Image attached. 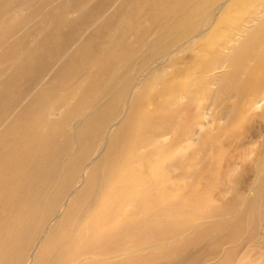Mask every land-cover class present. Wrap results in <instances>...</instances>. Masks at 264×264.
Listing matches in <instances>:
<instances>
[{
	"label": "rangeland",
	"instance_id": "rangeland-1",
	"mask_svg": "<svg viewBox=\"0 0 264 264\" xmlns=\"http://www.w3.org/2000/svg\"><path fill=\"white\" fill-rule=\"evenodd\" d=\"M31 1L25 5L22 0H0V21L5 31L0 40V95H12L13 99L21 92L17 102L20 103L21 97L30 96L29 75L32 74L31 80L37 76L44 86L40 87L39 94L31 93L29 100L37 104V94L39 97L44 91L48 96L31 109L30 120H23V126L13 119L15 103L7 107L6 115H12L9 125L18 126L9 136L4 130L0 131V158L3 154L26 149L24 143H19L32 135L30 124L34 117L38 125L57 123L54 132L63 143L66 131L80 133V123L90 118L92 127L90 125L91 129L86 131L87 137H93H90V147L83 142L73 148L72 152H78L73 153L74 161L66 162L68 167H48L49 174L58 172L60 175L59 184L71 186L63 170L68 168L70 175H75V166L85 155L96 162L92 169L98 167L99 160L109 155L104 136L100 135L102 130L109 122L118 120L120 122L116 121L110 134L128 140L130 125L123 120L130 115L131 107L137 105L138 112H150L153 118L175 119L183 145L180 149L169 148L176 140L179 142L177 136L170 134L165 154L153 157L148 166L140 167L141 174L166 177L176 197L208 196L214 207L229 202L233 198V188L238 187L243 193L255 183L264 164V102L253 107L246 100L264 91V66L255 60L250 68L235 73L226 59L227 55L232 58L234 53L232 49V52L227 50L229 45L238 44L230 41L233 33L237 39L246 37V33H239L236 27L242 22L244 25L247 17H253L248 6L238 3L216 22H211L207 10L202 9L199 13H190V20L171 30L156 24L151 6L142 8L140 16L136 17L135 0ZM172 17L179 21L181 11ZM170 51L173 54L169 57ZM14 52L21 56L20 62L27 60L29 63L28 74L12 86L3 85L2 81L14 76L13 67L4 62L5 57ZM48 53H52L51 56L48 57ZM219 64H224V69L213 72L221 66ZM255 70L254 76L251 73ZM224 84L230 86V90L221 93ZM82 86L84 90L79 92ZM242 89L246 91L240 97ZM0 102L1 108V99ZM72 108L74 115L69 116ZM6 115L0 112V117ZM258 180L254 184L256 187L262 184L264 176ZM223 188L227 193L222 198L218 194ZM53 189V196L61 192ZM90 195V199L95 196L91 184ZM252 195L253 192L250 197ZM64 198H55L57 207ZM40 203L46 201L34 199L31 202L32 206ZM6 204L19 208L12 202ZM6 216L4 212L0 219ZM77 216L72 215V218ZM109 234L110 239L117 241L115 232ZM260 255L252 259L254 264L259 263L263 256ZM200 256H204L203 252ZM67 263L68 258L59 264ZM259 264H264V259Z\"/></svg>",
	"mask_w": 264,
	"mask_h": 264
},
{
	"label": "bare ground",
	"instance_id": "bare-ground-1",
	"mask_svg": "<svg viewBox=\"0 0 264 264\" xmlns=\"http://www.w3.org/2000/svg\"><path fill=\"white\" fill-rule=\"evenodd\" d=\"M31 2L22 0L25 5ZM238 3L248 6L253 16L244 19V25L243 22L237 24V31L246 33L245 39L244 36L237 39L233 33L230 41L238 44L227 48L234 53L232 58L226 53V59L231 62L235 73H240L250 68L255 60L264 66V1L135 0L133 4L136 17L140 16L142 8L151 6L157 25L176 30L190 20V13L196 14L205 9L210 21L216 22ZM178 11H181V17L176 22L172 15ZM161 13L164 14L160 16ZM2 26L0 21V40L5 32ZM172 54L170 51L167 56ZM20 57L17 52L5 57L4 62L13 67L15 73L12 78L2 81L3 85L12 86L28 74L29 63L27 60L20 62ZM1 69L5 71L2 65ZM220 69H224V64L212 71ZM251 74L255 76L257 70ZM29 76L31 96V93L40 92L44 82L37 76L33 80L32 74ZM82 90L83 86L79 92ZM229 90L230 86L225 84L220 89L221 93ZM245 91L242 89L239 96L243 97ZM20 93L13 99L12 95H0V112L6 115L7 107L14 102L13 119L23 126V120H30L31 109L39 106L43 101L41 99L48 95L44 91L38 97V93L37 104L29 100L30 96L21 97V102L17 103ZM246 101L253 107L260 105L264 102V91ZM27 102L28 105H25ZM24 105L26 108L22 110ZM73 109H70L69 116L74 115ZM138 110L137 105H133L130 115L123 120L130 125L126 136L128 140L121 135L111 136L118 120L104 127L100 135L104 136L109 155L99 160L98 167L92 169L96 162L85 155L80 162L77 159L79 163L75 166V175H70L68 168L63 170L67 181H71V186L67 187L59 184L62 179L58 172L54 175L48 173V167H68L66 162L74 161L76 156L73 153L78 152H72L73 148L83 142L90 147L91 136L87 137L89 133L86 134V131L91 129L92 121L90 123V118H86L84 123H80L78 134L77 131H66L63 143L59 142L54 132L57 123L51 121L38 125L35 117L31 119L32 135L28 139L24 136L26 140L19 143H24L26 149L15 154H3L0 158V215L7 213L5 218L0 219V264H59L66 258L67 264H248L250 261L254 264V257L264 256V180L259 187L254 186L261 175L264 176V164L258 171V179L247 191L242 193L240 188H233V198L221 206H212L208 196L178 198L166 177L138 172L140 167L148 166L153 157L165 154V143L170 134L177 136L179 142L176 140L169 148L180 149L183 146L180 144L178 123L175 119L165 121L161 117L153 118L150 112ZM11 116L0 117V131L4 130L8 136L18 126L9 125ZM162 165L159 167L162 168ZM90 184L91 192L95 194L92 199ZM85 187L87 189L83 191ZM53 188L61 191L54 195L55 198L65 197L59 207L52 198V193H55ZM251 192L253 195L250 197ZM226 193L223 188L218 196L223 198ZM34 199L46 203L32 206ZM7 202L17 204L19 208L11 207ZM69 214L78 216L72 218ZM111 232L116 233L117 241L110 239ZM202 252L204 256H200ZM262 257L260 261L264 259Z\"/></svg>",
	"mask_w": 264,
	"mask_h": 264
}]
</instances>
